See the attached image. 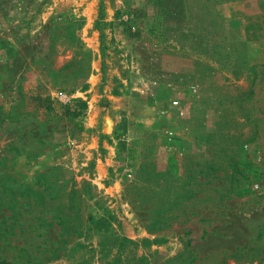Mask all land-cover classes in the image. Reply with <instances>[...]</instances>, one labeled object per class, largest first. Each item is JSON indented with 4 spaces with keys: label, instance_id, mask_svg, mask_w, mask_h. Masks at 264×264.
Here are the masks:
<instances>
[{
    "label": "rangeland",
    "instance_id": "374dc122",
    "mask_svg": "<svg viewBox=\"0 0 264 264\" xmlns=\"http://www.w3.org/2000/svg\"><path fill=\"white\" fill-rule=\"evenodd\" d=\"M1 260L264 264V0H0Z\"/></svg>",
    "mask_w": 264,
    "mask_h": 264
},
{
    "label": "trees",
    "instance_id": "16d2710c",
    "mask_svg": "<svg viewBox=\"0 0 264 264\" xmlns=\"http://www.w3.org/2000/svg\"><path fill=\"white\" fill-rule=\"evenodd\" d=\"M0 264H11V263L8 262V261H5V260H1V261H0Z\"/></svg>",
    "mask_w": 264,
    "mask_h": 264
},
{
    "label": "crops",
    "instance_id": "0c3cea01",
    "mask_svg": "<svg viewBox=\"0 0 264 264\" xmlns=\"http://www.w3.org/2000/svg\"><path fill=\"white\" fill-rule=\"evenodd\" d=\"M7 106V104H5Z\"/></svg>",
    "mask_w": 264,
    "mask_h": 264
}]
</instances>
